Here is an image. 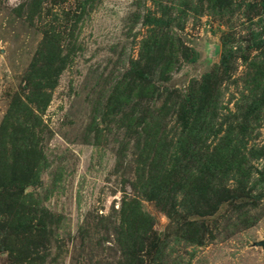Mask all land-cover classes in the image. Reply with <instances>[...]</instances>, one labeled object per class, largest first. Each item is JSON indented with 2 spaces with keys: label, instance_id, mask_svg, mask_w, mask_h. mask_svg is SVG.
Masks as SVG:
<instances>
[{
  "label": "rangeland",
  "instance_id": "1",
  "mask_svg": "<svg viewBox=\"0 0 264 264\" xmlns=\"http://www.w3.org/2000/svg\"><path fill=\"white\" fill-rule=\"evenodd\" d=\"M264 0H0V264H264Z\"/></svg>",
  "mask_w": 264,
  "mask_h": 264
},
{
  "label": "water",
  "instance_id": "2",
  "mask_svg": "<svg viewBox=\"0 0 264 264\" xmlns=\"http://www.w3.org/2000/svg\"><path fill=\"white\" fill-rule=\"evenodd\" d=\"M262 245H264V242H262Z\"/></svg>",
  "mask_w": 264,
  "mask_h": 264
}]
</instances>
